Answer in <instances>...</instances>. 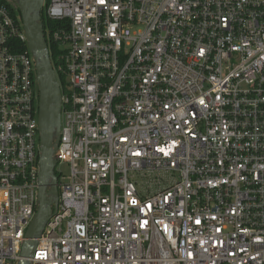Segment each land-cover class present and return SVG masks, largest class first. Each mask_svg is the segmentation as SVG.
Instances as JSON below:
<instances>
[{
    "label": "built area",
    "instance_id": "built-area-1",
    "mask_svg": "<svg viewBox=\"0 0 264 264\" xmlns=\"http://www.w3.org/2000/svg\"><path fill=\"white\" fill-rule=\"evenodd\" d=\"M15 2L0 0V264H264V0H43L66 81L55 70L58 195L26 252L39 90Z\"/></svg>",
    "mask_w": 264,
    "mask_h": 264
},
{
    "label": "water",
    "instance_id": "water-1",
    "mask_svg": "<svg viewBox=\"0 0 264 264\" xmlns=\"http://www.w3.org/2000/svg\"><path fill=\"white\" fill-rule=\"evenodd\" d=\"M19 4L21 19L27 35L28 47L35 55L39 90V128L41 142L39 206L30 224L24 249L33 245L32 238L39 234L52 214L49 196L58 195L57 177L54 173L57 159L54 157L61 129V89L54 69L44 27L39 14L43 0H15ZM49 179H52L49 182ZM48 184L51 188L47 191ZM56 211V210H55Z\"/></svg>",
    "mask_w": 264,
    "mask_h": 264
},
{
    "label": "trees",
    "instance_id": "trees-1",
    "mask_svg": "<svg viewBox=\"0 0 264 264\" xmlns=\"http://www.w3.org/2000/svg\"><path fill=\"white\" fill-rule=\"evenodd\" d=\"M13 13H14V15L17 18H19L22 21V19H21V11H20L19 7L16 8V9H13ZM40 16H41V21L43 23L44 29H46L47 27H50L51 29H54L57 26H59L58 22L52 21V20H50L47 17L45 10H42L40 12ZM20 47L23 48V49H27L28 48L26 43L21 44ZM49 52H50V58L52 60L54 69L57 70L58 75H59V79H60L61 83L64 85L65 81H66V74L63 71L64 60L62 58V55H63L64 52L59 49V45L56 42L50 43V51Z\"/></svg>",
    "mask_w": 264,
    "mask_h": 264
},
{
    "label": "rangeland",
    "instance_id": "rangeland-1",
    "mask_svg": "<svg viewBox=\"0 0 264 264\" xmlns=\"http://www.w3.org/2000/svg\"><path fill=\"white\" fill-rule=\"evenodd\" d=\"M16 5L19 7V4L17 2H15ZM60 170L64 171L65 173L67 172V166L66 165H59L58 167Z\"/></svg>",
    "mask_w": 264,
    "mask_h": 264
}]
</instances>
